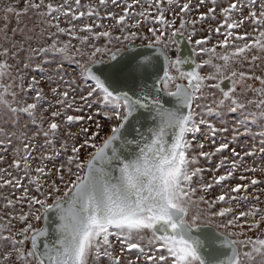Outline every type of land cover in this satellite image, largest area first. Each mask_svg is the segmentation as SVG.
Masks as SVG:
<instances>
[{"label":"snow or ice","instance_id":"snow-or-ice-1","mask_svg":"<svg viewBox=\"0 0 264 264\" xmlns=\"http://www.w3.org/2000/svg\"><path fill=\"white\" fill-rule=\"evenodd\" d=\"M262 196L264 0H0V264H264Z\"/></svg>","mask_w":264,"mask_h":264},{"label":"water","instance_id":"water-1","mask_svg":"<svg viewBox=\"0 0 264 264\" xmlns=\"http://www.w3.org/2000/svg\"><path fill=\"white\" fill-rule=\"evenodd\" d=\"M190 46H188L186 43L182 48V54L187 56L190 54ZM56 221L55 218L53 216V214H50V218H49V223H48V228H49V238H52V232H53V227L55 225ZM43 226V221H41L40 225L38 227ZM218 231H222V229H216L214 226L213 227H206V228H202L201 232H200V236L202 239L208 240L212 237H215L216 232ZM218 238V237H217Z\"/></svg>","mask_w":264,"mask_h":264},{"label":"rangeland","instance_id":"rangeland-1","mask_svg":"<svg viewBox=\"0 0 264 264\" xmlns=\"http://www.w3.org/2000/svg\"><path fill=\"white\" fill-rule=\"evenodd\" d=\"M233 146H235V145H233ZM205 150L207 151V150H209V148L206 147ZM224 155H225V156H229L230 153L226 151V152L224 153ZM218 159H219V157H217L216 160H214V162H213V166H214L215 162L218 161ZM211 175H212L211 173H205V180L207 181V180L210 178ZM237 182H238L237 180H232V181H230L229 183H231L232 185H235ZM219 191H220L219 188H214V189L212 190V194H213V195H216V194L219 193ZM261 199L264 200V196H262ZM219 222H220L219 220L216 221V223H219ZM40 223H41V222L36 223V224H35V227H38V226L40 225ZM117 247H119V246L117 245Z\"/></svg>","mask_w":264,"mask_h":264}]
</instances>
